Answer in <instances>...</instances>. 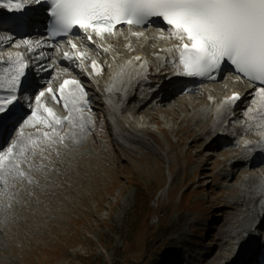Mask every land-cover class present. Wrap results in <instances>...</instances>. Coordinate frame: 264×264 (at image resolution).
<instances>
[{
  "label": "rangeland",
  "instance_id": "374dc122",
  "mask_svg": "<svg viewBox=\"0 0 264 264\" xmlns=\"http://www.w3.org/2000/svg\"><path fill=\"white\" fill-rule=\"evenodd\" d=\"M81 47L82 53L90 50ZM78 71V76L85 75L81 65ZM225 75L215 83L225 82ZM208 84L198 86L205 90ZM86 108L92 128L85 141L68 146L65 124L57 137L41 138L47 168L30 167L35 176L19 177V187L9 194L16 213L0 219V264L219 262L226 253L222 245L227 238L220 227L227 220L224 203L232 200L224 188L238 181L214 174L217 165L209 172L215 176L204 178L197 158L183 157L194 132L171 133L169 126L183 125L177 115L167 114L169 124L158 125L161 132L147 133V139L129 133L127 125L121 126L124 137L118 138L96 108ZM134 115V123L144 117L142 111ZM42 122L29 132L51 134L53 127ZM21 131L18 127L10 136ZM188 151L192 156L196 147Z\"/></svg>",
  "mask_w": 264,
  "mask_h": 264
},
{
  "label": "bare ground",
  "instance_id": "6f19581e",
  "mask_svg": "<svg viewBox=\"0 0 264 264\" xmlns=\"http://www.w3.org/2000/svg\"><path fill=\"white\" fill-rule=\"evenodd\" d=\"M28 1L31 0H23V3ZM32 1L33 5L30 7L36 12L35 10H39L41 4ZM7 3L15 4L13 0L0 1V4ZM0 10L10 12L7 7H0ZM162 29L148 26L140 29L132 28L130 31L128 26L121 27L116 30L115 35L106 36L104 39L93 37L94 44L82 41L84 49H90L86 53L76 54L78 50L82 49L80 43L77 44L76 50L64 46V48L59 47L60 49H55L57 46L49 47V52L52 51L49 68L39 78V71H37L36 80L38 78V81L36 86L33 90L31 88L27 89L28 93L30 92V97L28 96L25 108L30 105V110H25L26 112H23V115H28L33 110H37L38 115L35 123H40L43 120L41 117H47L49 120L54 117L61 121V124L54 125L53 132L48 134L49 137H57V131L61 129L62 124H65L67 130L63 138H67L68 146L83 143L86 133L92 128V117L86 110V104H73L70 97L73 94L79 95V93L74 91L72 85H65L63 93L60 90L65 80L80 82V78L84 77L78 76V72L81 73L78 71V66L81 63L94 83L99 81L98 72L102 70L101 81H104L105 84L99 90L103 93L106 101L112 102L115 106L116 115L112 114V118L115 119V126L111 128L114 136L124 137L121 134V126L125 127V125L136 132H143L145 125H154L157 128L156 132H161L158 125H166L171 121L166 115H177V120L180 119L183 125L178 129L169 126L168 130L171 133L183 131L185 135L190 136H193L194 132L183 157L189 161L197 158L199 166H202L201 171L204 178L208 177L207 179H210L215 176L210 175L209 172L217 165L218 170L214 174L221 175L222 180L233 177L238 181L235 186L224 188L232 197V200L224 203L227 220L225 224L220 225L221 229L223 228L222 235L227 238L222 245V249L226 250V253L217 259L219 262L215 264H255L256 261L258 262L257 255L249 253V250L254 243H257V245L262 244L253 231L257 229H255L257 222L264 223V176L255 174L254 171L257 168L264 169V162L258 158H252V153L253 149L257 151L258 147L264 146V138H262L264 137V128L260 127L261 123L264 122L261 120V117H264V108L256 106L253 92H245V98L237 105L238 108L235 111L242 112L248 103L252 104L253 108L250 114L247 113L243 116L242 121L239 122L240 127L236 131L226 133L228 128L224 122L231 121L234 118L232 110L227 109V99L230 93L234 94L231 88L238 87V79L227 75L225 82L215 83L225 75L223 74L217 80L208 82L209 84L205 90H202L198 86L199 84L193 83L187 84L182 90H172L181 80L174 75L172 62L175 52L169 51V49H173L178 42L169 39L166 33L162 36ZM132 32H138L140 35H133ZM81 38L86 39L85 36ZM26 39H30V37L19 40L14 39L12 40L13 43L9 42L5 45L8 42L7 38L0 36V51L4 53L0 54V80L6 81L11 78L9 70L12 65L8 63L9 54L15 60L16 54H20L19 48L26 47ZM105 48L108 51H104ZM67 49L70 53L74 52L76 57L79 55L80 58L66 59L64 54L67 53ZM93 61L96 62L95 68ZM66 69H69L75 76L68 74ZM34 70H36V67H34ZM76 70L78 72H75ZM52 72H54V75H50ZM203 84H206V82ZM80 85L83 89L88 86ZM160 86L162 89L158 90L162 91L161 99L141 107L140 111L144 113V117L134 123L132 114H129L128 107H125L132 93L136 92L138 88L143 89L144 92L140 93V98H146L153 91L158 93L159 91L156 90ZM49 89L52 92H49ZM7 92L6 84L4 87H0V96H7ZM41 92L44 93L43 96H40ZM22 93L25 94V92ZM53 93L56 97L55 100L53 99ZM176 93L181 95L178 99L174 98ZM241 93V90L236 92V94ZM36 96H40L39 102H37ZM66 98H68L67 108H65ZM44 109H50L52 116ZM145 109L150 110V112ZM158 112L165 115L162 114V117L154 116V113ZM43 124L45 125L44 120ZM19 127L22 128L23 135L15 133L12 137L9 132V135L2 136V139L11 137L6 147H3L4 152H7L8 148L12 147L13 143L17 141L20 142L17 144V150H19L21 144H27L29 137L43 140L41 139L43 133L29 132L32 126L26 127L21 123ZM17 129L18 127L14 132ZM221 137L227 140L233 138V142L225 143L218 140ZM152 141L154 145L159 146L156 140L153 139ZM192 146L196 147V152L191 156L188 150ZM204 152H206V155H204ZM219 156L220 158H218ZM27 157L20 164V169L24 172V175L35 176V174L29 172L31 170L28 171L30 167L37 166V170L47 168L45 157L41 155L39 147L35 155H32L31 149H29ZM239 159H243L245 162H241ZM19 177L13 173L8 176L6 184L0 182V219L3 215L6 217L9 213H16L13 203L8 201V197L14 189L16 190L19 187ZM219 214L221 213H218L217 216ZM217 224L207 225L206 229L208 227L214 229L218 227ZM248 254L251 255L246 261H243V258Z\"/></svg>",
  "mask_w": 264,
  "mask_h": 264
},
{
  "label": "snow or ice",
  "instance_id": "6c2138e0",
  "mask_svg": "<svg viewBox=\"0 0 264 264\" xmlns=\"http://www.w3.org/2000/svg\"><path fill=\"white\" fill-rule=\"evenodd\" d=\"M36 4L46 3L50 7L55 34L79 35L77 29L82 30L89 43L93 37L104 39L115 35L117 25H127L132 28L154 24L161 27V21L168 27L162 29V36L167 34L169 39L177 41V45L169 51L178 53V61L173 60L178 71L177 75L186 77H209L220 71L224 64L234 66L235 72L252 83L256 82L257 95L264 107V0H34ZM10 11H23L22 0L15 4H0ZM153 18H160L154 21ZM139 36L140 33L132 32ZM27 43V41H25ZM68 43L73 49L76 45L71 40ZM104 51H108L107 48ZM66 59H73L65 53ZM77 59L80 58L78 55ZM137 59H139L137 57ZM8 63L11 78L0 80V87L6 84L8 95L0 96V129L10 127L15 131L22 123L24 126H35L38 115L33 110L28 115H20L18 91L27 92L23 77L26 76L24 63L20 54L15 60L9 54ZM95 68L96 62L93 61ZM72 85L74 91L70 99L73 104H86V94L78 81L65 80L61 85V92L65 85ZM49 92H52L49 89ZM44 93L41 92L40 96ZM40 96H36L37 102ZM55 100V94L53 93ZM231 102L240 99L239 94H233ZM59 102V101H57ZM68 98L65 99L67 108ZM52 116L50 109H44ZM251 111V110H249ZM47 127L61 124L54 117L49 120L41 117ZM264 121V117H261ZM260 127L264 128V122ZM21 135L23 132L21 131ZM264 138V137H262ZM43 139H50L47 133ZM63 139V138H61ZM39 138L29 137L27 144H17L8 148L7 152L0 149V182L6 184L9 175L15 173L23 177L24 172L20 164L26 160L31 149L35 155L40 143Z\"/></svg>",
  "mask_w": 264,
  "mask_h": 264
}]
</instances>
